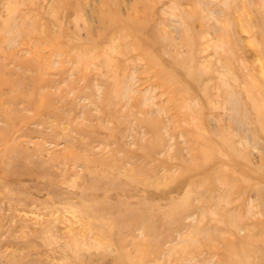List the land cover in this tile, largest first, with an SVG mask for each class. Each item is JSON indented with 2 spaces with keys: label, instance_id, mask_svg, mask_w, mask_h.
<instances>
[{
  "label": "rangeland",
  "instance_id": "rangeland-1",
  "mask_svg": "<svg viewBox=\"0 0 264 264\" xmlns=\"http://www.w3.org/2000/svg\"><path fill=\"white\" fill-rule=\"evenodd\" d=\"M0 264H264V0H0Z\"/></svg>",
  "mask_w": 264,
  "mask_h": 264
}]
</instances>
